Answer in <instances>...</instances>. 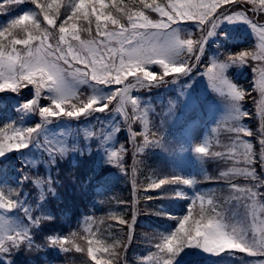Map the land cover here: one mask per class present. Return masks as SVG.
<instances>
[{
  "label": "snow or ice",
  "instance_id": "6c2138e0",
  "mask_svg": "<svg viewBox=\"0 0 264 264\" xmlns=\"http://www.w3.org/2000/svg\"><path fill=\"white\" fill-rule=\"evenodd\" d=\"M18 256L264 264V0H0V264Z\"/></svg>",
  "mask_w": 264,
  "mask_h": 264
},
{
  "label": "trees",
  "instance_id": "16d2710c",
  "mask_svg": "<svg viewBox=\"0 0 264 264\" xmlns=\"http://www.w3.org/2000/svg\"><path fill=\"white\" fill-rule=\"evenodd\" d=\"M86 171H87V169L86 170L82 169V170H79L75 174L77 175L78 178H83L86 175ZM106 174L107 173H105V175ZM114 192H115L117 198L128 200L129 199L128 181L126 179H115ZM90 193H91V190L89 191V194L84 195V196H80V195H76V194L71 193V192H63L62 193L63 199H62L60 206L63 207L67 212V210L71 207L74 199L76 201H79V202L82 200H85L86 198L91 199ZM105 195H107V194H105ZM101 199H102V197H101ZM144 230H147V229H144ZM141 244H142V242L138 241L137 248H139V245H141ZM48 255H52V253H49ZM17 260H18V257H17ZM24 260L26 261L27 257H25Z\"/></svg>",
  "mask_w": 264,
  "mask_h": 264
},
{
  "label": "rangeland",
  "instance_id": "374dc122",
  "mask_svg": "<svg viewBox=\"0 0 264 264\" xmlns=\"http://www.w3.org/2000/svg\"><path fill=\"white\" fill-rule=\"evenodd\" d=\"M193 155L189 153L185 159L183 165L186 167L188 170V174H194L195 173V168L197 167L194 160L192 159Z\"/></svg>",
  "mask_w": 264,
  "mask_h": 264
}]
</instances>
